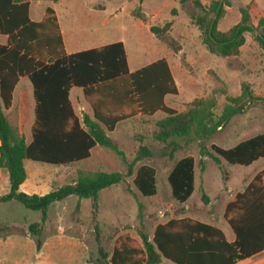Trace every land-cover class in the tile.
<instances>
[{
    "label": "trees",
    "instance_id": "trees-1",
    "mask_svg": "<svg viewBox=\"0 0 264 264\" xmlns=\"http://www.w3.org/2000/svg\"><path fill=\"white\" fill-rule=\"evenodd\" d=\"M29 1L0 0V35L6 37L5 44L0 45V169L6 171L9 184L8 191L0 195V203L15 200L27 209L40 211V221L28 226L33 235H40L49 207L70 195L77 197L76 211L80 199H91L94 217L99 191L119 184L124 176L117 171L78 169L70 183L43 195L27 194L19 190L26 179L24 160L68 166L87 159L96 146L106 148L125 163L132 185L142 197L148 198L157 192L155 169L146 164L139 165L135 171L132 167L141 158L151 156V151L141 144L133 161L127 162L123 151L108 136L119 122L162 112L164 116L155 122L153 138L165 145L162 155L171 159L181 148V140L199 143L254 102H264V98L253 94L248 83L242 82L237 95L225 97L220 113L215 111L214 95L196 98L184 111H175L164 102L166 95L177 94L164 58L130 72L121 41L67 54L53 9L47 7L40 21H32L28 17ZM191 3L190 19L200 31L209 53L237 57L247 32H255L256 42L264 48V16L258 17L256 25L252 24L253 0L238 8L239 21L226 31H220L217 25L225 15V7L231 6V0H210L207 5L199 0ZM170 24L166 22L160 29L150 26L149 30L166 32ZM23 76L31 83L34 102L29 142L5 114L11 106L13 89ZM74 87L81 89L90 114L79 117L75 113L69 99V90ZM198 147L201 171L205 167L203 157L210 158L215 165L223 160L230 165L248 166L264 158V133L246 138L231 148L216 144L207 148L200 143ZM167 183L173 200L185 203L195 189L194 158L187 155L178 159L167 175ZM236 199H243L244 205L235 201L224 212L235 234L231 243L211 225L187 217L171 218L155 226L151 239L143 232L138 233L139 240L127 233L118 235L108 261L110 264H159L164 259L172 264H233L249 257L260 247L264 248V171ZM201 200L208 202L206 194H201ZM137 209L140 217L139 201ZM41 243L40 239L35 240L36 250ZM98 250L100 257L107 259L108 254L101 248Z\"/></svg>",
    "mask_w": 264,
    "mask_h": 264
},
{
    "label": "rangeland",
    "instance_id": "rangeland-1",
    "mask_svg": "<svg viewBox=\"0 0 264 264\" xmlns=\"http://www.w3.org/2000/svg\"><path fill=\"white\" fill-rule=\"evenodd\" d=\"M199 1L206 5L210 2ZM249 1L231 0V6L225 7V15L218 22V29L226 31L236 24L240 19L238 8ZM253 1L255 7L250 10V17L252 24L256 25L258 17L264 16V0ZM37 5L40 8L38 17L45 7H50L56 14L64 39L69 35L73 41L80 42L71 48L67 40L70 52L88 45L121 41L132 71L164 58L177 86V94L166 95L164 102L175 111H184L196 98L214 95L217 101L215 111L220 113L225 97L237 95L242 82L250 85L253 94L264 98V48L256 42L255 32L245 33V42L237 57L211 54L190 19L191 0H58L32 2L30 10ZM89 15L95 17L88 20ZM166 22H171L166 32H150V26L160 29ZM29 92L30 102H33ZM70 97L79 117L90 114V107L78 88L72 89ZM5 114L29 142L31 109L28 113L21 112L19 98H16ZM163 116L162 112L151 116L137 115L119 122L108 134L123 151L127 162L133 161L141 144L151 151V156L135 162L132 170L141 164L155 169L157 192L152 197H142L136 191L132 176L127 175L125 163L106 148L96 146L87 159L68 166L26 160L28 178H33L40 194L72 182L78 169L117 171L124 178L119 184L99 191L94 217L89 198L79 200L77 211L75 195L52 204L39 236L33 235L28 226L40 221V211L27 209L15 200L0 203V264H110L108 260L114 241L120 234L127 233L139 240L138 233L143 232L151 239L155 226L171 217L185 215L211 221L213 216H218L210 200L213 193L226 184L227 176L234 169L226 163L217 167L210 158L203 157L205 169L201 171L198 144L207 148L210 144L226 147L264 133V102H254L241 114L231 117L214 135L199 143L181 140V148L173 153L171 159L162 155L165 145L153 138L155 122ZM187 155L195 161V189L189 199L180 204L171 196L167 175L174 163ZM261 165H264V159L249 167H233L252 173ZM5 173L0 169V179ZM7 189V182L0 180V194ZM202 193L208 197L207 203L201 200ZM137 201L142 204L140 217ZM37 238L42 242L38 252L35 247ZM99 248L108 254L107 259L100 257ZM163 262L160 264H167Z\"/></svg>",
    "mask_w": 264,
    "mask_h": 264
},
{
    "label": "crops",
    "instance_id": "crops-1",
    "mask_svg": "<svg viewBox=\"0 0 264 264\" xmlns=\"http://www.w3.org/2000/svg\"><path fill=\"white\" fill-rule=\"evenodd\" d=\"M45 1L46 0H31V1H29V4H28V17H29L30 20H32V21H40L43 18V16H44L45 9L47 8V7H45V9L40 13V16L38 17V14H39V11H40L39 5L35 6L32 10H30V6H31L32 2L42 3V2H45ZM49 2H52V1H49ZM100 8H103V7H100ZM96 10L97 9H95L94 11H96ZM32 15L35 16L36 18H32L31 17ZM93 17H95V16L92 15V17H91V15H89V16H87V19L89 20L90 18H93ZM57 22H58V19H57ZM58 25H59V29H60V33H61V37H62V41H63L64 51L67 54L78 52V51H82V50H86V49H89V48L102 46V45H105V44H108V43H112V42H108V43H98V44H94V45H88V46H86V47H84L82 49H76V50L70 52V51L67 50V46H68L67 45V40H68L69 47H71V48H74L77 45V43H80V42L73 41L69 35H68L67 39L65 40L64 39V35H63V31H62V28H61L59 22H58ZM70 32L71 31H69V33ZM5 41H6V37L3 36V35H0V45L5 44ZM124 49H125V47H124ZM125 53H126V50H125ZM126 59H127V54H126ZM153 61H155V60H153ZM153 61H151V62H153ZM151 62H149V63H151ZM149 63H147V64H149ZM127 66H128V70L130 72H132V70H130V68H129L128 60H127ZM135 70H133V71H135ZM20 83L22 85H21V87L18 88V85ZM72 89L73 88H71L69 90V99H70L71 105H72V101H71L70 95H71ZM79 90L81 91V89H79ZM29 91H31V95H32V87H31V83L29 82L28 78L25 77V76L20 77L19 80L17 81L14 89H13V92H12L11 107L13 106L15 99L19 98L21 112L28 113L29 110L31 109L32 116H31V119L29 121V126H28V128L30 129L31 125L33 123L34 102H30V96H29L30 92ZM81 94H82V92H81ZM32 100H33V97H32ZM72 107H73V105H72ZM240 141H242V140H240ZM240 141H238V142H240ZM238 142H236V143H234L232 145H227L226 147H223V148H231V147L235 146ZM262 159H264V158H259L256 161L252 162L250 165L242 166V167H249V166L255 165L256 163H259ZM25 161L26 160L23 161V165H24V168H25V171H26ZM221 163H226V162L222 160ZM221 163L219 165H216V166L219 167L221 165ZM226 164L229 165V167H231L234 170H232L231 175L227 176L226 184L224 186L219 187L216 190V192L213 193L212 198L210 200V203H212L214 205V209H217L218 216H213L211 218L212 219L211 221L202 220L200 218H195V217H190V216L188 217V216H185V215H181V216H178V217H175V218L187 217V218H191V219L197 220V221H199L201 223L211 225V226L219 229L222 232L225 240L228 243H231V242H233L235 240V234H234L232 228L230 227V225L227 223V221L224 218V212H225L226 206L228 204H231V203L235 202V201L236 202L240 201V203H241V201L243 199H240V200L238 199L237 200L236 197L238 195L242 194L245 191V189L247 188L249 183H251V181L253 180V178L257 174H259L261 171H264V165L259 166L254 172L249 173V172H241V171L237 170V168L233 167V166H240V165H230L228 163H226ZM204 169H205V167H204ZM28 177H29V175H28V172L26 171V179L19 186V190L23 191V192H25L27 194H38V195L45 194V193H43V194L38 193L37 187H36V185L34 183L33 178L29 179ZM0 180L2 182H5V184L7 182V185H8V188H9V184H8V179H7V174L6 173H5L4 176L1 177ZM7 191H8V189L5 191V193ZM5 193H3V194H5ZM3 194H0V195H3ZM241 205H244V203L242 202ZM238 212H241V211H238ZM171 218H174V217H171ZM258 250L259 251H257L253 255H250L249 257H246L244 259L235 261L233 264H264V248L260 247ZM38 251L39 250H37V252ZM163 261H166L167 264H172L171 262H169L167 260H164V259L160 263H164ZM85 264H89V263H85Z\"/></svg>",
    "mask_w": 264,
    "mask_h": 264
}]
</instances>
